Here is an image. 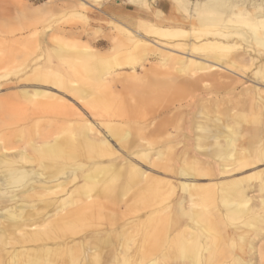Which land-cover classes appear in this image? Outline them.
Returning <instances> with one entry per match:
<instances>
[{
  "label": "bare ground",
  "instance_id": "6f19581e",
  "mask_svg": "<svg viewBox=\"0 0 264 264\" xmlns=\"http://www.w3.org/2000/svg\"><path fill=\"white\" fill-rule=\"evenodd\" d=\"M127 1L140 9L150 8L153 4L145 3L146 0ZM170 1L175 4L187 2V0ZM199 2L201 3L194 5V10H192L194 13L186 15H190L188 19L185 18L190 20L188 21L190 24L185 27L182 26L186 24L179 25L177 23L178 25H176L175 23L173 25L170 22L165 24L159 19L155 24L150 22L139 23V28H143L149 36L153 35L163 41L170 42L166 44L171 45L173 40H181L187 37V44L179 40L180 42L173 43L172 46L181 50L186 48L190 55L195 52L205 53L202 61L191 58H176L174 60L171 55L162 54L165 62L179 66V70L174 74L172 73V77L165 79V81L173 85V88L177 87L180 90L189 88L193 91H198L197 86L200 88L205 83L215 87L225 85L230 88L233 85L237 86L240 82L235 76L239 75L229 68V64H235L236 59H229L228 56L240 50L242 53L237 57L239 61L242 59L240 62L247 64L256 61L258 63L256 68H259L258 72L260 73L264 69V59L255 58L253 53L255 50L256 52L264 50V3L252 0H200ZM232 3L235 4L232 5ZM154 13L161 15L158 8L154 10ZM54 52L55 55L49 56L45 63L40 65L41 67H48V69L44 71L35 70L32 77L27 76L22 80L21 86H25L23 84L28 83L29 80L55 87H59L61 84L64 89L75 94H81L79 100L85 99L89 93L88 87L77 89L78 87L74 88L75 85L71 87V84L68 83V85L67 82L64 83L59 79L60 69L54 63L55 66H53L52 58L65 63L69 62L66 61L67 56L62 50H54ZM84 54L86 55V53ZM227 59L230 62L228 65H224V61ZM169 60L170 62H168ZM162 61L164 62V60ZM67 65L70 70H73L72 66ZM81 68L84 70L86 67ZM132 68L135 70L134 67ZM160 74L165 77L168 76L167 73ZM229 74L232 75V84L225 82L230 79ZM8 77L9 75H7ZM4 78H6L5 74H0L1 82L5 80ZM1 87L0 83V89ZM20 94L23 98L35 100L39 109L43 110L46 107L44 101L39 100L37 92L22 91ZM204 97L213 101L216 98V93L204 94L200 100ZM85 103L91 107V110L81 108L82 112L91 118L92 107H95V103L101 104V100L93 101L91 99ZM246 103L249 102L246 101ZM164 109L162 114L165 116L163 117L171 118L172 102L167 104ZM232 109H236V113L233 115L231 110L228 113L224 112L225 123L223 126L219 125L220 119H217L212 121L213 130L206 129L200 123H194L193 128L189 129L193 132V146L197 142H202L203 134L212 132L214 141L208 146L211 149L208 153L210 160L207 162V171L203 173L208 171L213 173L211 170L213 168L212 161H214V166H217V170L214 172L221 177H232L239 170L264 163V114L251 119L247 111L248 108H246L247 113L239 111L237 106ZM200 113L201 111L198 112V114ZM219 115H223V112H219ZM64 119L69 121L70 117H64ZM196 119L199 118L196 117ZM76 120H72L75 126L81 123V121ZM161 121L163 120L161 119ZM158 123L151 119L139 124V129L133 128L128 132L117 131L114 127L113 133L119 136L118 141L126 149L133 147L139 149L138 151L134 150L132 154L136 152L137 157L147 160L149 163L164 162L166 167H170L172 164L173 154L171 155V153L173 148L180 146V151L175 157L178 164L184 163L185 151L191 146L189 143L192 144L189 135L186 133L172 144V149L167 148V146L155 149L145 148V140L143 141L139 136L136 138L138 137L140 141L136 143L135 135L139 134L140 131H144V133L148 131L149 134L152 130L154 131ZM182 123H180L181 125L177 124L175 136L183 130ZM244 124L247 125L244 126ZM84 127L91 132V124H86ZM23 129L21 128L16 132L18 137L26 135ZM0 130H2L1 127ZM1 133L0 264H142L143 262L144 264H264V248L261 245L264 242V171L253 173L244 181L241 179L228 180L215 184L217 190H207L205 200H200L197 203V230L195 233L179 228V221L189 217L190 213L184 207L183 202L174 201L171 205L167 203L160 209L151 211L155 213V217H153L155 221L150 228L157 229L158 232H156L161 234L160 240L158 237L155 239L156 242L151 245L146 243V240L149 239V231L142 229V235L138 236L141 230L138 232L137 229L138 234L134 229L129 231L128 229L132 225L127 220H122L121 226L119 224L115 230L98 227L83 232L82 235L71 232V234L67 233L66 236L60 237L57 230L58 228L63 229L65 222L71 220V223L77 225L74 229L79 228L78 231L82 230L83 227L88 228L89 221L94 217V210L100 208L96 199H100L102 191L98 189L92 194L91 189L87 188V183H91V181H102L109 184L113 204L118 203V205L126 202L129 191L134 188L132 201L141 199L147 190H159L168 195H172L174 190L170 187L168 189L160 187L152 178H148L147 175L132 166L124 167L111 176H106L107 169L98 168L93 173V177H84V168L69 166L64 163L70 154L67 157L63 156L65 150L60 149L57 139L58 133L37 134L35 137L33 136L34 138L26 139L25 143L23 142L25 147L17 148H6ZM12 133L16 134L15 132ZM74 134L81 142L87 138L85 136L87 135L86 131L85 133L77 132ZM174 135L167 133L165 137L172 138ZM109 137H113V134H110ZM12 140L15 139L12 138ZM50 140L52 144H47L46 142ZM18 141L17 143H19ZM31 142L32 144H30ZM64 142L67 143V140ZM91 148L89 143H85L84 149L88 153H91ZM201 148L203 146H198V153H202L200 152ZM175 163L176 161H173L174 166ZM111 167L113 166L109 168ZM196 171L198 172V170ZM210 175H215V173ZM119 176L124 178V181L117 180ZM79 178L83 179V184L81 183L79 192H74L73 186L81 181ZM253 178H256L258 182L256 185H254L255 182L253 185L252 182L250 184ZM70 184H73V188ZM131 184L132 186L129 187ZM118 188L120 193L116 196L114 193ZM249 189H253L255 194L257 192L260 195L257 197L249 196L247 194ZM199 208L201 209L199 210ZM48 215H55L56 221L47 220ZM112 217L116 218L117 216ZM62 231L60 230V233ZM88 236L96 237L93 241L84 244ZM145 260H147L146 263Z\"/></svg>",
  "mask_w": 264,
  "mask_h": 264
},
{
  "label": "rangeland",
  "instance_id": "374dc122",
  "mask_svg": "<svg viewBox=\"0 0 264 264\" xmlns=\"http://www.w3.org/2000/svg\"><path fill=\"white\" fill-rule=\"evenodd\" d=\"M199 1L190 0L187 3V0V2L175 4L170 0H146L145 3L153 4L150 8L140 9L131 5L127 0H0V74H5L6 78L9 75L7 79L4 78L5 80L0 81L2 85L0 89V127L2 130L0 132L4 137L5 147H25L24 141L34 138L37 134L58 133L60 149L65 150L63 156L67 157L70 154L64 163L84 168V177H93V173L98 168L107 169L106 176H111L124 167L132 166L147 175L148 178H152L160 187H164V189L170 187L174 190L172 195L164 194L159 190H147L141 199L132 201L134 188L129 191L126 202L118 205V203L113 204L109 184L102 181H91V183H87V188L91 189L92 194L98 189L102 191L100 199H96L100 208L94 210V217H92V221H89L88 228L83 227L84 231H78L79 228L74 229L77 225L69 220L65 222L63 229L58 228L60 237L66 236L67 233L71 234V232L82 235L83 232L98 227L115 230L116 226L119 224L121 226L122 220H127L132 225L128 229L129 231L134 229L137 232L138 229L139 232L141 230L139 234L137 232L138 236L142 235L145 229L149 231V239L146 240V243L151 245L156 242L155 239L159 237L158 240H160L161 238L157 229L150 228L155 221L153 218L155 213L151 211L160 209L167 203L171 205L174 201L183 202L184 207L190 213L189 217L179 221V228L195 233L197 230V203L200 200H205L207 190H217L216 185L221 182L239 179L244 181L251 174L264 171V163H260L254 167L239 170L232 177H221L214 172L217 170V166H214V161H212L213 168L211 170L215 175H210L213 174L210 171L203 173L207 171V162L210 160L208 153L211 149L208 146L214 141L212 132L203 134L202 142H197L193 146V132L189 130L193 128L194 123H200L206 129L213 130L212 121L217 119H220L219 125L223 126L225 123L224 112L228 113L231 110L233 115L236 113V109L232 108L236 106L239 111H244V113L248 111L251 119L264 114V69L259 73L256 61L249 64L240 62L242 59L239 61L237 58L242 53L240 50L228 56L229 59H236L235 64H229V68L239 75H234L240 82L237 86L215 87L205 83L200 88L197 86L198 91L189 88L182 90L177 87L173 88V85L167 83L165 79L172 77L171 75L179 70V66L165 62L162 54H169L174 60L176 58H191L202 61L205 53L195 52L190 55L186 48L181 50L172 46L173 43L180 41L187 44V37L181 40L175 39L170 45L166 44L170 42L163 41L153 35L149 36L143 28H139L141 22L155 24L158 19L165 24L169 22L173 25L175 23L176 25L186 24L182 26L185 27L190 24L188 22L190 20H187L190 15H186L194 13V11L192 12L194 5L201 3ZM252 1L264 3V0ZM156 8L161 11V15L154 13ZM54 50H62L67 56L66 61L69 62L65 63L52 58V64L54 63L60 69L59 79L64 83L71 84V87L75 85L74 88L78 87L77 89L88 87L89 93L85 99L79 100L81 94L70 92L62 88L61 84L59 87H55L29 80L28 83L23 84L25 86H21L22 80L27 76L32 77L35 70L48 69V67L40 65L45 63L49 56L55 55ZM253 56L264 59V50H259V52L255 50ZM224 62V65H228L230 61L227 59ZM54 64L53 66H55ZM67 64L72 66L73 70H70ZM84 66L86 68L83 70L81 67L84 68ZM160 73H167V78ZM230 74V79L225 82L232 84V75ZM177 90L179 91L177 92ZM22 91L37 92L39 100H43L46 107L43 110L39 109L35 100L33 102L21 96L20 92ZM209 92L216 93V98L213 101H209L208 97L200 100L201 96ZM91 99L93 101L100 99L101 104H94L95 107H92L90 118L82 112V109L91 110V107L85 103ZM171 102L173 104L171 118L163 117L165 116L162 114L165 110L164 107ZM199 111H201L200 114H198ZM219 112H223V115H219ZM64 117H70L69 121ZM196 117L202 120H197ZM250 118L247 119L250 120ZM74 119L81 123L75 126V123L72 122ZM151 119L159 122L154 131L152 130L154 133L151 131L148 134V131H146L147 133L140 131L135 135L136 143L140 141L138 137L136 138L139 136L143 141L145 140V148L155 149L167 146L172 149V144L186 133L192 144L189 143L191 148L189 147L185 151L184 163L178 164L175 157L180 151V146H175L171 153L173 161H176L175 166L172 161L170 167H166L164 162L149 163L147 160L137 157L136 152L132 154L134 150L138 151L139 149L137 147L126 149L118 141L119 136L113 133L114 127L117 131L128 132L133 128L139 129V124ZM173 121L174 123H172ZM180 123H182L183 130L175 136L176 126ZM86 124H91V132L84 127ZM246 125L244 124V126ZM21 128H24L23 132L26 134L24 137H18L16 133ZM85 131L87 138L81 142L74 133H85ZM167 133L173 134L174 137H165ZM110 134H113V137L110 138ZM66 140L67 143L64 142ZM115 142L117 143L115 144ZM46 143L52 144V141ZM85 143L92 146L91 153L84 149ZM198 146H203L200 149L202 153L197 152ZM110 166L113 167L109 168ZM79 179L81 181L78 184L74 186L70 184L71 187H74H72L74 192H79L81 183L83 184V179ZM120 179L124 181L121 176L117 178L121 181ZM117 180L116 182H119ZM251 182L252 185L254 182V185L258 183L256 178H253L250 184ZM131 186L132 184L129 187ZM76 187H78L77 190H75ZM254 192L253 189L247 190L249 196L260 195ZM119 193L118 188L114 194L117 196ZM130 201L132 202L130 203ZM115 215L118 219L112 217ZM48 216L47 220L56 221L57 219L55 215ZM60 230H63L62 233ZM88 237L84 244L93 241L96 236ZM261 245L264 248V242ZM146 262L147 260H145Z\"/></svg>",
  "mask_w": 264,
  "mask_h": 264
}]
</instances>
